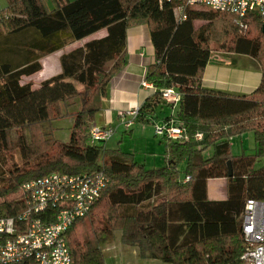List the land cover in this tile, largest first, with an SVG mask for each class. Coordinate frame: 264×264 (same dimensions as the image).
I'll return each instance as SVG.
<instances>
[{
    "label": "trees",
    "instance_id": "1",
    "mask_svg": "<svg viewBox=\"0 0 264 264\" xmlns=\"http://www.w3.org/2000/svg\"><path fill=\"white\" fill-rule=\"evenodd\" d=\"M44 1L7 0V13L0 19V165L18 152L23 161L0 173V216L15 217L24 210L22 196L8 198L27 182L53 173L104 169L111 184L89 215L97 217L98 211V217H104L99 209L109 208V225L144 258L167 264H240L246 250L241 218L246 201H264V169L254 170L255 161L264 159V33L258 14L249 13L241 27L228 12L192 8L181 21L176 5L160 0H53L52 11ZM198 22L206 24L197 27ZM141 24L150 26L156 63L146 77L155 93L138 118L151 117L161 104L174 107L164 99V92L173 89L181 96L175 124H183L188 136L187 141L164 137L169 161L158 170H146L121 149L109 150L89 140L108 86L126 65L127 31ZM103 30L106 37L61 57L60 74L38 87L23 82L43 70L45 57ZM219 31L231 52L249 55L262 65L261 84L249 96L203 88L213 52L210 44ZM66 117L74 119L69 142L43 132L47 124L51 127ZM34 128L42 129L40 139L28 134ZM247 132L255 135L256 156L234 157L231 138ZM199 134L202 139H197ZM210 148L213 154L205 158ZM184 162L187 183L178 170ZM229 162L239 168L232 178ZM217 178H228L227 201L208 200V181ZM87 217L68 233L73 262L106 264L100 247L73 236Z\"/></svg>",
    "mask_w": 264,
    "mask_h": 264
},
{
    "label": "built area",
    "instance_id": "2",
    "mask_svg": "<svg viewBox=\"0 0 264 264\" xmlns=\"http://www.w3.org/2000/svg\"><path fill=\"white\" fill-rule=\"evenodd\" d=\"M176 5L180 20H186V10L206 9L228 12L235 23L243 27L249 13H256L264 25V0H160ZM143 86L153 88L147 80ZM164 99L179 104L180 94L164 92ZM141 107L120 112L127 128L138 118ZM129 115L134 121L126 122ZM111 126L94 123L90 131L91 144H106L116 134ZM157 136L172 141H187L183 124L159 125ZM202 139V135H197ZM190 181L187 177L184 183ZM111 184L104 169L95 173L67 175L53 173L22 186L24 210L15 217L0 216V264H19L34 260L38 264H74L69 245V231L92 211L104 190ZM242 235L246 250L240 264H264V201L248 199L242 220Z\"/></svg>",
    "mask_w": 264,
    "mask_h": 264
},
{
    "label": "crops",
    "instance_id": "3",
    "mask_svg": "<svg viewBox=\"0 0 264 264\" xmlns=\"http://www.w3.org/2000/svg\"><path fill=\"white\" fill-rule=\"evenodd\" d=\"M106 36L107 30H103L95 35L77 42L76 46L75 44H72V46L70 45L62 51L47 56L46 58L48 59H42L41 63L43 70L38 73L41 75L42 79L38 80L39 83L35 84V87L40 86V84L45 80H48L62 72L61 57L65 53L82 47L90 41L102 39ZM126 53V65L111 80L107 89V94L102 99V110L99 114H97L94 123H96L98 116H100L101 119H103V126L101 127L111 126L118 130L121 128L130 130L136 126H141L142 128H147L150 126V145L153 146V154L150 155V157L153 159V166H150V170H156L154 167H156V165L159 163L161 154L164 157V165L162 167L164 168L168 165L169 161V142L166 141L164 137L156 135L155 127L159 125L174 124L178 119L179 104H174V107L172 108L161 104L156 108L153 115L151 117H147L146 120L137 118L134 121L132 117L127 115L125 119L126 122L131 120L134 121L130 128L125 126V123H123V119H121L119 114L120 112H129L138 107H142V105H144L155 93L154 87L149 89L143 86V81L146 80V77L148 76L150 66L156 63L155 48L152 42L151 29L148 24L132 26L128 29ZM38 74H36V76H32V78H38ZM262 77V65L256 58L246 54H238L234 52H212L208 65L206 66L203 73L202 85L203 88L207 90L216 91L233 97H245L251 95L259 88ZM149 118H152L150 122L147 121ZM72 124H74V119H72ZM145 130L147 131L148 128ZM130 135H134V130L130 131ZM121 139V141H125L124 135L121 136ZM109 142L110 141L104 144L107 149H121L120 147L109 148ZM155 143H158V146L155 145ZM231 151L234 157L256 156L257 143L256 139L254 138V133L247 132L232 137ZM212 154V148L207 149L204 152L205 158H210ZM140 165L147 167V164ZM184 165L186 167L185 162ZM232 168L234 176L235 171H238L239 168H234L233 166ZM262 169H264V159L258 158L254 163V170L260 171ZM182 179V182L184 183L185 179ZM217 179L226 182L227 194H223L222 197L217 196L216 194L210 197L207 185L208 200L212 202L227 201L229 197L228 178ZM217 179H210L208 183L211 180ZM243 215L244 211L241 217L242 220Z\"/></svg>",
    "mask_w": 264,
    "mask_h": 264
},
{
    "label": "rangeland",
    "instance_id": "4",
    "mask_svg": "<svg viewBox=\"0 0 264 264\" xmlns=\"http://www.w3.org/2000/svg\"><path fill=\"white\" fill-rule=\"evenodd\" d=\"M44 2L46 8L49 11H52L55 8L53 0H45ZM6 10L7 0H0V19L1 16L6 15ZM196 10L208 11L206 9ZM205 24V22H198V24L196 25L197 27H201ZM221 35L222 33L219 31L216 40L212 41V44H210L211 49L213 53H230L231 46L230 44L225 43V40ZM76 43H74L75 46L77 45ZM39 75L40 74H38L37 76L38 78H25L23 82H30L35 85L39 83V79H42L41 75ZM96 123L100 127L103 126V119L98 116ZM72 127V118L66 117L55 120L52 123L51 127H49V125L47 124L45 126V129H43V132L49 137H55V139H57L58 141L67 143L70 140ZM147 128L148 130L146 131L145 129ZM147 128H142L141 126L133 127L130 130H126L125 128H121L120 130H118L115 128L117 131L114 137L108 143L109 148L120 147L123 152L127 153L128 155H131L132 158H134V162H138L140 164H147V167L145 168L146 170H150V166H153V159L152 157H150V155L153 154V146L150 145V126H148ZM131 130H134V135H130ZM43 132L40 128H34L29 130L28 134L31 135L33 138L40 139L43 135ZM122 135H124L125 141H121ZM155 145L158 146V143H155ZM160 158L161 159L159 163L156 165V167H154L156 168V170L162 168L164 165V157L162 154ZM20 165H23L20 153L18 152L9 154L8 161L3 166L0 165V173L3 171L6 172L10 170L13 166ZM101 165H103V160H101ZM185 168L186 167L184 163H180L178 165V170L181 172L182 178H184L185 176ZM208 190L210 193V197L214 196L215 194L217 196L222 197L223 194H227V184L225 181H220L218 179L211 180L208 183ZM21 194L22 191L20 190L18 193L10 195L8 199L9 201L20 199ZM109 210V208L102 206V209H99V211H103L105 213L104 217H101V215L98 217V211L97 217H94V213H92V215H89L84 221H82L75 227V229L72 231L73 236L76 237L77 240H79L81 243H83L84 241H91L93 245L102 248L106 264H167L159 260L144 258L137 248L124 244L122 241L121 232L118 230H113L112 226H110L111 224L109 225L106 215Z\"/></svg>",
    "mask_w": 264,
    "mask_h": 264
},
{
    "label": "water",
    "instance_id": "5",
    "mask_svg": "<svg viewBox=\"0 0 264 264\" xmlns=\"http://www.w3.org/2000/svg\"><path fill=\"white\" fill-rule=\"evenodd\" d=\"M262 31H263V33H264V25H263ZM228 166H229L228 177H229V178H232V177H233V168H232V164H231V162L228 163Z\"/></svg>",
    "mask_w": 264,
    "mask_h": 264
}]
</instances>
